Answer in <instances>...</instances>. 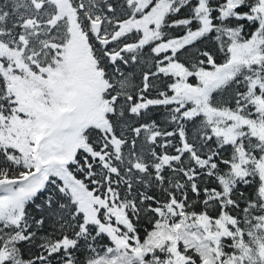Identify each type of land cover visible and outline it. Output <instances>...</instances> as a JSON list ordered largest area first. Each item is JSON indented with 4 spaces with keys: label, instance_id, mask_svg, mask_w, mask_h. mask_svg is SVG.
<instances>
[{
    "label": "snow or ice",
    "instance_id": "1",
    "mask_svg": "<svg viewBox=\"0 0 264 264\" xmlns=\"http://www.w3.org/2000/svg\"><path fill=\"white\" fill-rule=\"evenodd\" d=\"M0 264H264V0H0Z\"/></svg>",
    "mask_w": 264,
    "mask_h": 264
}]
</instances>
